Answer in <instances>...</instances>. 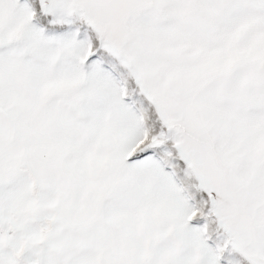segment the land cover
Listing matches in <instances>:
<instances>
[{
  "label": "snow or ice",
  "instance_id": "6c2138e0",
  "mask_svg": "<svg viewBox=\"0 0 264 264\" xmlns=\"http://www.w3.org/2000/svg\"><path fill=\"white\" fill-rule=\"evenodd\" d=\"M0 264H264V0H0Z\"/></svg>",
  "mask_w": 264,
  "mask_h": 264
}]
</instances>
